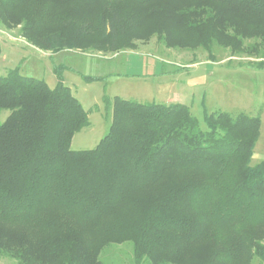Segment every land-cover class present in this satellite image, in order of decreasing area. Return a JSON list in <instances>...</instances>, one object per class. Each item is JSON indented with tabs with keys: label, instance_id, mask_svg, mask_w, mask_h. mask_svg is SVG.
Wrapping results in <instances>:
<instances>
[{
	"label": "trees",
	"instance_id": "trees-1",
	"mask_svg": "<svg viewBox=\"0 0 264 264\" xmlns=\"http://www.w3.org/2000/svg\"><path fill=\"white\" fill-rule=\"evenodd\" d=\"M0 23L54 54L118 53L155 36L211 58L215 44L264 47V0H0ZM57 75L54 89L20 69L0 75L11 112L0 123V258L102 264L108 244L132 242L136 264H264L260 116L205 111L203 130L185 105L105 97L108 134L74 151L89 114Z\"/></svg>",
	"mask_w": 264,
	"mask_h": 264
},
{
	"label": "rangeland",
	"instance_id": "rangeland-1",
	"mask_svg": "<svg viewBox=\"0 0 264 264\" xmlns=\"http://www.w3.org/2000/svg\"><path fill=\"white\" fill-rule=\"evenodd\" d=\"M5 28L0 23V75L20 69L22 75L43 80L54 89L60 73L88 112L90 125L75 135L72 150L97 147L112 124V112H108L104 98L112 101L120 97L142 104L185 105L203 130L205 111L260 116L261 135L252 165L264 160V47L259 41H246L245 48L258 47L255 52L240 54L215 44L213 58L203 49H169L156 36L149 42L136 41L134 49L118 53L87 50L54 54L32 45L22 35L21 26L11 28L18 29L15 37ZM258 64L263 67L257 68ZM88 77L99 80L88 81ZM10 113L0 110V123ZM99 259L102 264H136L134 245L108 244ZM0 264L19 263L3 256ZM253 264L263 263L255 259Z\"/></svg>",
	"mask_w": 264,
	"mask_h": 264
},
{
	"label": "crops",
	"instance_id": "crops-1",
	"mask_svg": "<svg viewBox=\"0 0 264 264\" xmlns=\"http://www.w3.org/2000/svg\"><path fill=\"white\" fill-rule=\"evenodd\" d=\"M5 30L8 32V33H10L11 35H13L14 37L16 36V34H15V32L18 30H16V29H11V30H8V29H6L5 28ZM15 34V35H14Z\"/></svg>",
	"mask_w": 264,
	"mask_h": 264
}]
</instances>
